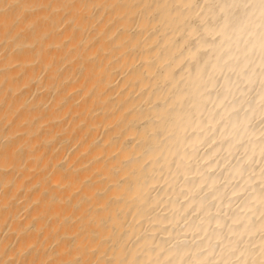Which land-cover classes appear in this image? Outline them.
<instances>
[{
  "label": "bare ground",
  "instance_id": "bare-ground-1",
  "mask_svg": "<svg viewBox=\"0 0 264 264\" xmlns=\"http://www.w3.org/2000/svg\"><path fill=\"white\" fill-rule=\"evenodd\" d=\"M0 264H264L261 0H0Z\"/></svg>",
  "mask_w": 264,
  "mask_h": 264
},
{
  "label": "snow or ice",
  "instance_id": "snow-or-ice-1",
  "mask_svg": "<svg viewBox=\"0 0 264 264\" xmlns=\"http://www.w3.org/2000/svg\"><path fill=\"white\" fill-rule=\"evenodd\" d=\"M261 7L264 8V0H261Z\"/></svg>",
  "mask_w": 264,
  "mask_h": 264
}]
</instances>
